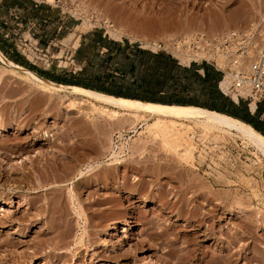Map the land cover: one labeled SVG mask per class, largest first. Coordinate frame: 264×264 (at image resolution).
Listing matches in <instances>:
<instances>
[{"label":"rangeland","instance_id":"1","mask_svg":"<svg viewBox=\"0 0 264 264\" xmlns=\"http://www.w3.org/2000/svg\"><path fill=\"white\" fill-rule=\"evenodd\" d=\"M262 15L264 0H0V52L112 93L209 102L157 43ZM45 85L0 58V264H264L255 144L191 121L167 135L156 118L183 116Z\"/></svg>","mask_w":264,"mask_h":264},{"label":"built area","instance_id":"2","mask_svg":"<svg viewBox=\"0 0 264 264\" xmlns=\"http://www.w3.org/2000/svg\"><path fill=\"white\" fill-rule=\"evenodd\" d=\"M157 49L178 63L184 60L188 66L206 65L219 72L218 89L235 103L245 101L250 114L264 102V15L234 28L169 37L158 42ZM258 119L264 123V108Z\"/></svg>","mask_w":264,"mask_h":264},{"label":"bare ground","instance_id":"3","mask_svg":"<svg viewBox=\"0 0 264 264\" xmlns=\"http://www.w3.org/2000/svg\"><path fill=\"white\" fill-rule=\"evenodd\" d=\"M0 58L3 61L7 62L11 67H13V69L15 71H21V72L25 73L28 76H30L31 78L37 80L38 82H41L43 84H47L49 87H51V89L52 88L53 89L68 88L70 90H75L81 94L91 95V96H95L98 98H102L104 100L119 102L121 104H127V106L132 105L134 107L143 108V109H147V110H153L156 112H162L165 114L183 116V117H178V118L167 117V119L165 117L166 120L162 119V117L156 118V120L154 121L152 126L154 128H156L158 131L159 130L163 131V133H165L167 135L175 130L173 132V134L176 132L175 133L177 135L176 137L180 138L183 135L182 130L185 127L187 129V130H185L186 132L190 131L192 129V127L189 124L185 123L186 121L195 122L196 124L202 126L205 131L217 129V130H221L224 132H228V131L223 130L222 128L219 127V126H223V127L228 128V129L235 130L236 132L242 134L247 140H249L253 144H255L257 146V148L264 153V136L261 133H259L257 130H255L251 125H249L245 122H241L240 120H238L236 118L233 119V117H231V116L228 117V115L226 116L225 114H222V113L220 114V113L213 112V111H210L208 109H205L202 107H197V106L165 105V104H159V103L153 104V103L141 102V101L132 100V99L114 96V95H109V94L104 95V94H101V93L96 92L94 90L82 89V88L74 87L72 85H64V84L59 85L57 83L51 82V80L49 81L47 78L40 76L37 73H34L30 70L23 69V68L17 66L16 64H14L12 62H9L2 55L1 52H0ZM47 85H45L46 86L45 88H47ZM233 98H235L234 95H233ZM97 104L95 105L92 103L94 108H100L102 110V112H108V111L110 112L111 111L110 114L113 112L115 115H117V113L119 112L118 110H114V109H113V111L110 109H104L105 106L104 107L102 105L98 106ZM132 110L133 109H131L130 112H132ZM121 111H123V107H122ZM135 111H137V110H135ZM133 112H134V110H133ZM186 117H189V118H186ZM190 117H196V118L201 119L202 121L201 120H194V119H191ZM0 128H4V127L1 126ZM173 134L171 133V135H173ZM3 210H4V208L1 207L0 211H3ZM128 218H129L128 224H130V230H132L135 227L134 220H133L132 215H130ZM112 229H117V225H114L112 227ZM127 238L130 239V237H127ZM133 250H136V249L133 248ZM63 252L64 251H60V253H63ZM178 264H180V263H178Z\"/></svg>","mask_w":264,"mask_h":264},{"label":"trees","instance_id":"4","mask_svg":"<svg viewBox=\"0 0 264 264\" xmlns=\"http://www.w3.org/2000/svg\"><path fill=\"white\" fill-rule=\"evenodd\" d=\"M115 43V42H114ZM0 50L2 51V53L10 58V55L7 53L6 50H4L2 43L0 42ZM161 55H163L162 53H160ZM14 61L30 70H32V72L34 71V73L39 74L40 76H43L45 78H47L49 81L51 80V82L57 83V84H64V85H72V86H83L98 92H102L105 94H109V95H115V96H119V97H124V98H131L133 100H142L143 102L145 101H150V103H159V104H165V105H189V106H197V107H202L205 109H208L210 111L213 112H217V113H222L225 114L226 116L228 115L240 120L241 122H245L249 125H251L255 130H257L259 133H261L264 136V126L261 125L260 120L258 119V113L261 111L260 107L258 108V110L256 111L255 114H250L246 103L244 102H239V103H234L232 101H230L228 98H224L222 93L218 90L217 88V82L219 80V78L217 79L216 75H219V72L217 71H213L211 70L208 66L206 65H202L201 68L203 69V74H199L196 71V67L195 65H192L191 68H183L182 70L186 71V72H190L191 74H193V76L197 79H200L203 83L209 85L208 87L212 89L211 91V95L212 98L211 100H208L209 102H194L191 100H187V101H181V102H175V103H170V102H164L162 100H156V99H147V98H143L141 99L140 97H130L127 96L125 94H120V93H112L108 90L105 89H101V88H92L89 86H85L83 84H81L80 82L76 81V80H66L64 78H61L60 76H56L55 74L52 73H48L45 72L43 70L38 69L37 67H35L34 65L28 63L26 60H23L22 58H20L19 56H16ZM13 63V62H12ZM14 63V64H16ZM16 64V65H18ZM18 65V66H20ZM21 66V67H22ZM22 67L23 69H26ZM178 67V69L181 67L178 65L176 66ZM26 69V70H28ZM145 100V101H144Z\"/></svg>","mask_w":264,"mask_h":264},{"label":"crops","instance_id":"5","mask_svg":"<svg viewBox=\"0 0 264 264\" xmlns=\"http://www.w3.org/2000/svg\"><path fill=\"white\" fill-rule=\"evenodd\" d=\"M260 122H261V125L264 126V123L262 121H260Z\"/></svg>","mask_w":264,"mask_h":264}]
</instances>
